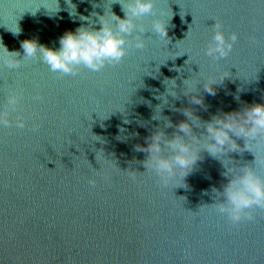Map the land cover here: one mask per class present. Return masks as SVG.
Segmentation results:
<instances>
[{
	"label": "water",
	"instance_id": "1",
	"mask_svg": "<svg viewBox=\"0 0 264 264\" xmlns=\"http://www.w3.org/2000/svg\"><path fill=\"white\" fill-rule=\"evenodd\" d=\"M126 2L0 0V57L4 47L22 60L12 69L0 59V111L7 95L23 92L9 107L13 124L0 125V264H264V209L234 225L214 206L241 168L264 177V140L248 149L233 136L236 151H202L184 182L167 186L136 151L157 129L176 134L185 108L203 139L213 116L264 104V0H154V14L136 21L147 31L133 32L122 61L99 72L64 75L41 56L24 57L22 41L59 49L67 31L99 30L111 12L123 18ZM156 19L165 38L152 30ZM216 22L226 37L238 33L220 59L206 55ZM210 80L215 94L203 87Z\"/></svg>",
	"mask_w": 264,
	"mask_h": 264
},
{
	"label": "clouds",
	"instance_id": "2",
	"mask_svg": "<svg viewBox=\"0 0 264 264\" xmlns=\"http://www.w3.org/2000/svg\"><path fill=\"white\" fill-rule=\"evenodd\" d=\"M154 7V0H127L122 5L125 13L123 18L111 12V19L105 15L99 16V30L82 25L75 31H67L59 40V49L38 44L36 40L22 41L24 57L41 56L51 71L64 75L78 74L80 66L99 72L106 65H115L122 61L128 46L133 44L128 37L136 31L139 33L147 31L143 24L138 25L136 21L154 14ZM214 27L215 32L207 46L206 55L214 59L227 57L238 40V33L232 32L229 38L225 36L219 22H216ZM152 30L164 38L168 34L166 24L159 19L153 21ZM18 32L19 29L14 33ZM134 46L137 49L145 47L142 36H136ZM3 53L0 59L8 68L14 69L20 66L22 60L17 59L19 52L9 51L3 47ZM227 76L229 75L221 76L220 81ZM171 81L175 86V80ZM216 83L215 80H210L203 87L208 93L215 94L213 85ZM170 94L175 95V93ZM22 98V91L7 95L6 106L0 111V125L10 127L13 124L9 107L15 111L21 104ZM39 98V96L36 97V99ZM190 102L202 104L203 100L199 95H191ZM182 111L187 120L175 125L177 131L171 138L162 129H157L146 138V146L136 145V151L148 154L142 162L147 172H154L163 186H167L177 177L184 182V178L201 159L202 151H206L214 158L227 151H236L239 145L233 136L245 138V147L248 149L252 146L248 141L264 140V104L262 103L247 105L240 111L213 116L210 121L205 122L203 139L193 134L194 123L190 119L194 118L197 121L199 118L194 117L188 108ZM15 125L18 128H24L25 119L18 116ZM167 126L172 127L171 121H168ZM186 137L191 139H185ZM129 175L132 179L136 178L135 172L130 171ZM89 183L95 186L96 181L90 180ZM222 195L223 202L215 203L214 206L219 213L226 214L230 223L235 225L244 220L252 221L255 219L252 210L264 209V177L258 175L253 168L245 166L239 170L238 174L231 176L223 187Z\"/></svg>",
	"mask_w": 264,
	"mask_h": 264
}]
</instances>
